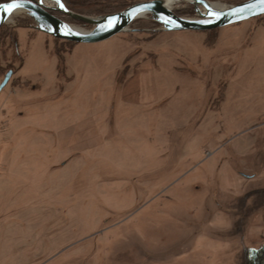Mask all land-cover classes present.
I'll return each mask as SVG.
<instances>
[{
  "label": "rangeland",
  "instance_id": "374dc122",
  "mask_svg": "<svg viewBox=\"0 0 264 264\" xmlns=\"http://www.w3.org/2000/svg\"><path fill=\"white\" fill-rule=\"evenodd\" d=\"M8 68L0 264H249L264 246V15L206 31L145 15L75 43L17 12L0 84Z\"/></svg>",
  "mask_w": 264,
  "mask_h": 264
},
{
  "label": "water",
  "instance_id": "95a60500",
  "mask_svg": "<svg viewBox=\"0 0 264 264\" xmlns=\"http://www.w3.org/2000/svg\"><path fill=\"white\" fill-rule=\"evenodd\" d=\"M56 6H47L42 0H10L0 3V27L9 20L17 10L22 9L36 23V28L55 38L73 41L75 43H94L106 40L121 31L127 30L136 19L149 15L150 19L162 26L165 30H195L206 31L234 24L259 15H264V0H247L223 10H213L209 7L208 0H187L194 4L202 19H190L177 15L172 9L165 6L163 0H149L133 4L126 9L106 14L100 17L86 16L75 13L65 7L61 0H54ZM64 7L61 8L60 4ZM16 4L18 7L7 11V5ZM202 7V8H201ZM206 10V12L203 11ZM59 11L66 16L82 21L94 27L89 31H78L73 25L63 18L54 15L51 11ZM171 17V21L165 19ZM116 18L114 27L101 28L108 19ZM71 30L70 32L68 30ZM13 76V70H9L0 84V93Z\"/></svg>",
  "mask_w": 264,
  "mask_h": 264
},
{
  "label": "trees",
  "instance_id": "16d2710c",
  "mask_svg": "<svg viewBox=\"0 0 264 264\" xmlns=\"http://www.w3.org/2000/svg\"><path fill=\"white\" fill-rule=\"evenodd\" d=\"M9 1L10 0H0V3H5ZM61 1L65 5V7H67L71 11H74L76 13H80L83 15H87V16L106 15V14L115 13L121 10V9H118L116 11H108V12L102 11V8L107 9V8H112L113 6L115 7L119 3L118 2L119 0H81V1H77V3L75 2L74 4L70 3L68 0H61ZM87 1L94 2V4H91V6H89L85 4V2ZM244 1L246 0H241L239 1V3L244 2ZM235 3L237 4L238 2H235ZM16 45H17V41H16ZM9 70H13V69L8 68L5 73H7ZM249 255H250L249 264H264V246L259 247L257 250H254Z\"/></svg>",
  "mask_w": 264,
  "mask_h": 264
},
{
  "label": "bare ground",
  "instance_id": "6f19581e",
  "mask_svg": "<svg viewBox=\"0 0 264 264\" xmlns=\"http://www.w3.org/2000/svg\"><path fill=\"white\" fill-rule=\"evenodd\" d=\"M43 1V0H42ZM52 1V0H51ZM164 1V3H165V6L167 7V8H169V9H173V7L177 4V3H179V2H181L182 0H163ZM43 3H45V5H47V6H50L49 4V0H44V2ZM52 7V6H51ZM209 7L211 8V9H213V10H223L224 8H226L223 4H221V3H218V2H211L210 4H209ZM22 11H24V10H22V9H17L14 13H17V12H22ZM204 12H206V10H203ZM257 17V16H256ZM201 19H202V17H200ZM198 19V18H197ZM73 27L76 29V30H78V31H84V32H86V31H89V30H84V29H82V28H80V27H77V26H74L73 25Z\"/></svg>",
  "mask_w": 264,
  "mask_h": 264
},
{
  "label": "snow or ice",
  "instance_id": "6c2138e0",
  "mask_svg": "<svg viewBox=\"0 0 264 264\" xmlns=\"http://www.w3.org/2000/svg\"><path fill=\"white\" fill-rule=\"evenodd\" d=\"M15 7H18V5H16V4L7 5V11L11 12L12 9L15 8ZM60 7L63 8L64 5L61 3ZM165 19L168 20V21H171V17H165ZM115 23H116V18H111V19H108L106 24H101L100 27L101 28L114 27ZM68 31L70 32L71 30L69 29Z\"/></svg>",
  "mask_w": 264,
  "mask_h": 264
},
{
  "label": "flooded vegetation",
  "instance_id": "af4514ba",
  "mask_svg": "<svg viewBox=\"0 0 264 264\" xmlns=\"http://www.w3.org/2000/svg\"><path fill=\"white\" fill-rule=\"evenodd\" d=\"M51 13H53L55 15L54 11H51Z\"/></svg>",
  "mask_w": 264,
  "mask_h": 264
}]
</instances>
